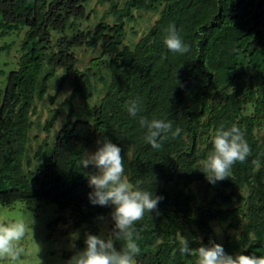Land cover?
<instances>
[{
  "label": "trees",
  "instance_id": "1",
  "mask_svg": "<svg viewBox=\"0 0 264 264\" xmlns=\"http://www.w3.org/2000/svg\"><path fill=\"white\" fill-rule=\"evenodd\" d=\"M88 1L0 0V37L25 30L17 69L0 91V205L49 202L77 224L110 218V208L88 200L86 174L95 170L77 167L95 141L107 138L121 148L129 183L162 197L157 211L133 226L140 248L135 264H195V255H180L178 233L193 249L223 237L230 255H264V0H96L115 20L108 24L104 17L92 31L81 27ZM141 12L157 19L126 46V26ZM173 25L188 54L164 46ZM97 49L99 56L79 70L75 51ZM59 70L63 76L50 105L68 78L72 92L51 110L47 134L73 100L93 99L96 84L103 90L96 106L82 113L87 120L71 110L53 142L43 139L25 158L34 105L44 100ZM132 101L142 107L136 118L127 113ZM140 117L171 124L159 150L145 142ZM233 125L250 153L228 178L209 184L200 162L216 130ZM198 190L224 191L222 205L197 204ZM112 227L109 238L119 250L124 241Z\"/></svg>",
  "mask_w": 264,
  "mask_h": 264
},
{
  "label": "clouds",
  "instance_id": "2",
  "mask_svg": "<svg viewBox=\"0 0 264 264\" xmlns=\"http://www.w3.org/2000/svg\"><path fill=\"white\" fill-rule=\"evenodd\" d=\"M164 46L173 54L185 55L190 52L176 27L170 26L164 38ZM71 93L65 94L69 96ZM142 107L138 101L127 105V113L136 118ZM141 127L146 129L145 142L153 150L161 148V141L171 129V124L161 119L148 120L140 117ZM250 153L249 146L243 138L241 130L233 125L225 130L223 126L216 130L212 140V149L207 153L201 163L202 171L209 184H215L229 177L231 168L236 162H243ZM260 167V161H255ZM91 166L95 171L87 173L88 200L93 206L108 207L111 209L110 222L112 231L124 241V246L117 250L113 240L105 238L101 232L93 235L84 233L82 251H77L65 264H135V258L140 253V248L134 239L133 226L141 221L146 214L152 215L157 211L162 197L155 195L153 190L133 187L125 175L121 148L103 138L97 141L95 152L85 151L77 167L87 169ZM158 214V213H157ZM103 221V217H98ZM34 223V222H33ZM29 225L23 220L0 224V258H6L9 264H15L20 256L17 242L21 241ZM219 236L221 229L214 230ZM72 242L80 239V233L75 232L70 237ZM178 251L181 256L195 255V264H264V255L235 256L225 252L222 244L209 242L201 244L198 248L190 247V242L183 234L178 233ZM71 247H75L74 243Z\"/></svg>",
  "mask_w": 264,
  "mask_h": 264
},
{
  "label": "rangeland",
  "instance_id": "3",
  "mask_svg": "<svg viewBox=\"0 0 264 264\" xmlns=\"http://www.w3.org/2000/svg\"><path fill=\"white\" fill-rule=\"evenodd\" d=\"M107 9L108 6L98 7L96 0H89L85 5V13L88 15V18L81 21V27L92 31L95 25L104 17L107 18L106 22L108 24H113L114 17L105 15ZM135 17L136 23L127 25L125 29L124 45L126 46L136 43L157 19L155 14L144 12L135 13ZM24 32L25 30L20 33L0 37V91H4L9 74L17 69ZM99 53V49L95 51L76 50L75 56L79 62L78 69L85 70L88 68L91 61L99 56ZM62 76V70L57 71L56 77L49 83V90L44 100L41 103L36 102L34 105L36 113L31 117L33 127L29 131V142L25 158L33 156L34 150L43 139H47L49 143L53 142L54 137L61 129L67 114L71 110L75 113L76 119L84 121L87 119L83 115L97 104L98 92L101 93L103 90L99 84H96L97 94L93 99L89 101L73 100L71 106L67 107L58 116L53 129L48 134L44 132V123L51 116V110H57L64 100L70 97V95L66 97L65 94L72 92L71 83L73 78H68L59 97L50 105L49 101L55 95L56 86ZM34 137H39V141L37 142ZM96 148L97 141L87 151L95 152ZM221 194L215 191L204 192L198 190L196 194L197 204H200L204 208L221 206ZM233 206H238L236 199ZM18 220L26 222L30 230L26 232L25 237L21 241L17 242L20 256L15 264H65L77 251H82L85 247V232L93 235H99L102 232L105 238H109V227L111 224L110 218L103 221L92 220L89 223L77 224L68 212L62 213L58 205L44 201L32 202L30 204L15 203L9 206L0 205V224L16 222ZM224 230L230 235L233 234V231H228L226 228ZM75 232L80 233V239L72 242L70 237ZM73 243L75 245L74 248L71 247ZM217 243L223 244V237L219 238ZM0 264H9V261L6 258H0Z\"/></svg>",
  "mask_w": 264,
  "mask_h": 264
}]
</instances>
